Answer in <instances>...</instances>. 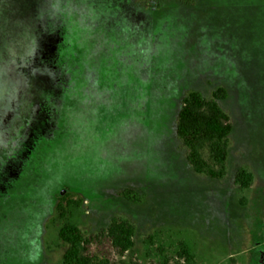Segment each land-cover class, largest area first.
Returning a JSON list of instances; mask_svg holds the SVG:
<instances>
[{"label":"rangeland","instance_id":"rangeland-1","mask_svg":"<svg viewBox=\"0 0 264 264\" xmlns=\"http://www.w3.org/2000/svg\"><path fill=\"white\" fill-rule=\"evenodd\" d=\"M41 3L0 0V47L23 61L36 46L20 69L23 147L0 166V264H64L63 223L89 234L112 217L135 227L115 264H181L180 241L195 264H264V0H68L74 15L52 29ZM218 87L232 130L226 174L212 178L187 163L175 120L183 95ZM50 157L69 176L45 206ZM239 166L247 189L232 186Z\"/></svg>","mask_w":264,"mask_h":264},{"label":"trees","instance_id":"trees-1","mask_svg":"<svg viewBox=\"0 0 264 264\" xmlns=\"http://www.w3.org/2000/svg\"><path fill=\"white\" fill-rule=\"evenodd\" d=\"M226 95L227 91L223 87L213 90L210 96H204L196 90L189 91L181 97L175 120V134L184 148L187 163L195 173L212 178H221L226 174L232 123L219 105ZM252 179V173L239 166L234 173L233 184L238 190L247 189ZM123 195L134 202L141 200V196L128 189L124 190ZM60 199L63 201V198ZM61 201L56 204L60 217L64 215ZM134 233V225L120 217H112L106 227L89 234H84L75 224L63 223L57 231L65 244L62 262L115 264L113 254L122 255L128 251L134 244ZM177 255L181 264H195L194 254L182 241L178 243Z\"/></svg>","mask_w":264,"mask_h":264},{"label":"clouds","instance_id":"clouds-1","mask_svg":"<svg viewBox=\"0 0 264 264\" xmlns=\"http://www.w3.org/2000/svg\"><path fill=\"white\" fill-rule=\"evenodd\" d=\"M69 15H74V12L68 0H42L37 18L47 17L49 19L48 27L52 29L56 26L55 19L61 21ZM16 22L21 28L27 27L31 31L29 24L21 20H16ZM35 49L36 46L21 61L20 57L16 55L17 49L13 44L9 43L7 46L0 47V166L10 156L15 157L23 147V129L26 127L27 114L31 108L27 99L31 88V79L20 69L30 63ZM9 111L15 114L5 124L4 117ZM53 162L54 157L44 161L43 166L47 169V175L43 182L36 187L37 194L43 199L45 206L50 205L52 194L63 186L69 176L68 170L62 166L53 168ZM25 258L29 264H32L30 253H26Z\"/></svg>","mask_w":264,"mask_h":264},{"label":"crops","instance_id":"crops-1","mask_svg":"<svg viewBox=\"0 0 264 264\" xmlns=\"http://www.w3.org/2000/svg\"><path fill=\"white\" fill-rule=\"evenodd\" d=\"M234 184H233V178H232V186H233ZM235 186V185H234Z\"/></svg>","mask_w":264,"mask_h":264}]
</instances>
